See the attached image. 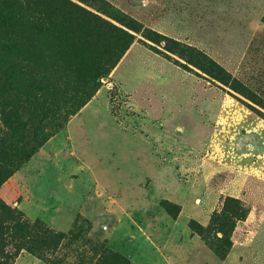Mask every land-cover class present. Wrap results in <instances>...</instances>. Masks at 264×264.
<instances>
[{"label":"rangeland","instance_id":"rangeland-1","mask_svg":"<svg viewBox=\"0 0 264 264\" xmlns=\"http://www.w3.org/2000/svg\"><path fill=\"white\" fill-rule=\"evenodd\" d=\"M84 1L204 63L133 32L92 99L60 131L43 128L0 187L16 209L5 223L26 225L10 233V263L112 264L103 246L130 264H264V106L203 69L215 63L264 98V0Z\"/></svg>","mask_w":264,"mask_h":264},{"label":"trees","instance_id":"trees-1","mask_svg":"<svg viewBox=\"0 0 264 264\" xmlns=\"http://www.w3.org/2000/svg\"><path fill=\"white\" fill-rule=\"evenodd\" d=\"M77 1L0 0V121L9 131L0 134V187L47 139L43 128L52 133L60 131L92 99L134 43V33H144L156 43H163L167 51L188 57L195 65L204 63L199 53L167 36L146 34L127 16L106 15L117 25L101 15L106 13L103 7ZM209 64L210 70L202 68L212 77L217 76L222 83L230 84L231 89L264 106V98L249 86L237 79L230 82L231 76L224 68ZM259 112L264 116V112ZM28 121H35L36 132L17 143L18 134ZM15 213V208L0 199V264H11L7 242L18 235L10 234L12 229L26 227L19 221L12 225L5 223ZM242 216L239 214V219ZM191 228L203 234L202 228L194 224ZM44 235L51 236L53 241L63 238ZM224 242L229 248L231 242ZM209 244L219 257L226 255L219 246L210 241ZM100 247L102 255L110 257L112 264H130L123 255Z\"/></svg>","mask_w":264,"mask_h":264},{"label":"crops","instance_id":"crops-1","mask_svg":"<svg viewBox=\"0 0 264 264\" xmlns=\"http://www.w3.org/2000/svg\"><path fill=\"white\" fill-rule=\"evenodd\" d=\"M16 204H18V206H19V203H16Z\"/></svg>","mask_w":264,"mask_h":264}]
</instances>
